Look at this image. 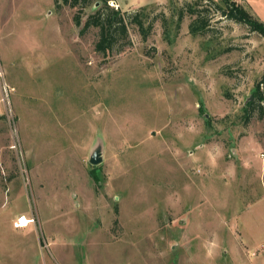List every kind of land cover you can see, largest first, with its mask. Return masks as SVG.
Segmentation results:
<instances>
[{"label":"rangeland","instance_id":"1","mask_svg":"<svg viewBox=\"0 0 264 264\" xmlns=\"http://www.w3.org/2000/svg\"><path fill=\"white\" fill-rule=\"evenodd\" d=\"M196 1L116 0L147 36L102 55L103 0H0V264H259L264 38L205 2L177 29Z\"/></svg>","mask_w":264,"mask_h":264},{"label":"trees","instance_id":"2","mask_svg":"<svg viewBox=\"0 0 264 264\" xmlns=\"http://www.w3.org/2000/svg\"><path fill=\"white\" fill-rule=\"evenodd\" d=\"M80 0H61L63 5H67L71 8H75L78 6ZM88 0H82L85 3ZM108 0H103V7L96 10L94 13L88 16L85 23L83 24L80 34H84L85 31L89 28L97 29V41L94 44V50L97 53H101L102 55L107 54L112 51L114 44L120 39L128 38V25H134L140 36L145 39L147 36V28L145 27V22L148 19L147 10L148 7H140L137 10L127 11L125 13H121L118 9H113L107 6ZM226 6H220L213 0H197L194 4H187L182 7L177 14L176 19V27L178 29L179 24L185 14L193 16L194 19L190 22L188 28L189 33L196 36L203 34L208 29V23L205 18H202L200 11L197 10V7L200 3L205 2L208 5L213 6L217 11H220L222 16L229 18L235 22L245 24L249 27L252 32H257L264 38V24L258 22L254 19L247 11L243 8L230 4L229 0H222ZM82 5V6H83ZM85 7V6H83ZM80 11L75 14L73 17V21L76 26H80L81 17ZM163 23V38L168 41L167 37V19L164 17L162 19ZM254 99L259 100V113L260 115L264 114V97L262 93L257 90L253 94ZM255 104L253 98L249 100L244 108V111L247 113L248 108H252Z\"/></svg>","mask_w":264,"mask_h":264},{"label":"crops","instance_id":"3","mask_svg":"<svg viewBox=\"0 0 264 264\" xmlns=\"http://www.w3.org/2000/svg\"><path fill=\"white\" fill-rule=\"evenodd\" d=\"M113 1L116 2V0H113ZM235 1L238 3V5L243 7V9L247 11L251 16L253 15L261 19L262 22L264 23V0H235ZM116 4L118 5L117 2ZM256 239H253V240L256 241ZM263 239L264 237L261 240ZM260 252L262 254L258 256V253ZM250 255L253 257H258L256 259L259 262V264H264V242H261L260 244H258L257 251H252Z\"/></svg>","mask_w":264,"mask_h":264},{"label":"built area","instance_id":"4","mask_svg":"<svg viewBox=\"0 0 264 264\" xmlns=\"http://www.w3.org/2000/svg\"><path fill=\"white\" fill-rule=\"evenodd\" d=\"M108 3L110 7L118 9V5L115 4L113 0H109ZM30 223L32 222H30L25 216H20L14 221L13 226L16 229H20L27 227Z\"/></svg>","mask_w":264,"mask_h":264},{"label":"water","instance_id":"5","mask_svg":"<svg viewBox=\"0 0 264 264\" xmlns=\"http://www.w3.org/2000/svg\"><path fill=\"white\" fill-rule=\"evenodd\" d=\"M251 99H252V97L249 100H251ZM89 162L91 165H98L101 162L100 153L99 152L93 153L89 159Z\"/></svg>","mask_w":264,"mask_h":264}]
</instances>
